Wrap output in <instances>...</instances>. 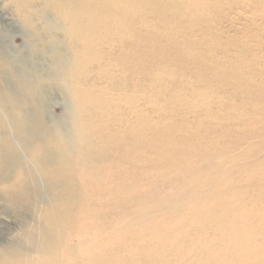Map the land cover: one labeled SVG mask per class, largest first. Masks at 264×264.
Listing matches in <instances>:
<instances>
[{"label":"rangeland","instance_id":"374dc122","mask_svg":"<svg viewBox=\"0 0 264 264\" xmlns=\"http://www.w3.org/2000/svg\"><path fill=\"white\" fill-rule=\"evenodd\" d=\"M42 1L33 3L35 11ZM45 1L53 21L57 0ZM99 4L119 15L132 10L134 19L98 47L92 57L99 64L82 75L94 85L101 109L85 112L96 118L84 121L83 133L98 159L76 168L89 179L83 193L92 200L90 217L82 216L80 225L83 233L100 224L106 229L97 238L74 240L79 252L71 258L84 264H264V0ZM24 6V0H0V43L50 74L52 49L29 51ZM36 26L42 31L40 22ZM123 30L130 36L120 38ZM41 39L35 46L50 41ZM46 96L49 117L64 118L61 94ZM101 178L115 179V188H100ZM8 210L0 200V231L14 226Z\"/></svg>","mask_w":264,"mask_h":264},{"label":"bare ground","instance_id":"6f19581e","mask_svg":"<svg viewBox=\"0 0 264 264\" xmlns=\"http://www.w3.org/2000/svg\"><path fill=\"white\" fill-rule=\"evenodd\" d=\"M36 1L24 0V30L31 38V56L36 55L32 53L35 48L43 54L47 48L52 49L46 68L50 74L39 70L29 55L21 61L16 51L10 52L0 43V200L14 219V226L5 224V230L0 231V264H84L72 259L79 252L73 245L74 240L97 238L106 228L100 224L95 232L83 233L80 225L82 216L90 217L92 200L83 188L89 179L80 178L76 168L86 167L92 157L98 159L89 140L84 138V121L96 119L94 115H86L89 109L97 114L101 109V98H94L92 94L94 85L82 79V75L99 64V58L92 54L103 42L115 40V30L134 19V13L131 10L119 15L99 4L104 0H57L53 4L57 15L51 21L46 18L51 4L44 0L40 3L41 9L35 11ZM105 1L115 4L126 0ZM127 4L132 7L133 2ZM105 17L109 21H103ZM38 22L42 24V31L36 26ZM41 35L50 38V44L35 46L34 42L42 41ZM129 36L123 30L120 38ZM117 41L122 40L117 37ZM19 61L24 66L17 65ZM52 91L60 93L66 102L65 117L59 121L50 118L48 113L46 95ZM8 159L16 163L10 165L6 163ZM96 171L101 173L100 168ZM40 179L44 182L46 200L40 196L43 188ZM115 183L113 178H101L98 186L115 188Z\"/></svg>","mask_w":264,"mask_h":264}]
</instances>
